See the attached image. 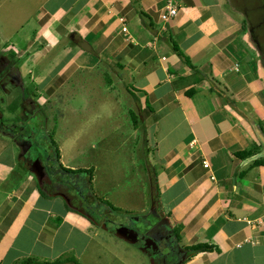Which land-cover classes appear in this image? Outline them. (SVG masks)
<instances>
[{"label":"crops","instance_id":"obj_1","mask_svg":"<svg viewBox=\"0 0 264 264\" xmlns=\"http://www.w3.org/2000/svg\"><path fill=\"white\" fill-rule=\"evenodd\" d=\"M175 2L178 15L165 21L166 0H0V28L26 32L13 44L18 59L27 56L32 63L54 56L48 66H57L55 75H43L36 86L47 100L91 69L108 76L113 98L122 80L133 107L134 134L128 139L140 133L145 149L143 170L134 180L147 207L136 216L158 206L183 247H218L185 264H264V166L253 167L254 158L237 156L260 142L264 58L245 29L244 13L230 0ZM78 36L91 44L90 53L75 43ZM170 37L200 73L176 54ZM2 39L0 33V44ZM191 88L196 93L188 97ZM223 89L226 94H218ZM14 128L7 133L11 138H0V264H124L108 247L116 236L114 222L102 234L84 210L58 194H41L35 173L20 168ZM48 147L49 160L59 169ZM61 159L65 168L90 169ZM92 168L93 191L119 210L131 209L130 184L117 179L114 165ZM149 180L155 184L148 196ZM98 207L96 214L114 219L109 207ZM130 249L120 246L121 253Z\"/></svg>","mask_w":264,"mask_h":264},{"label":"rangeland","instance_id":"obj_2","mask_svg":"<svg viewBox=\"0 0 264 264\" xmlns=\"http://www.w3.org/2000/svg\"><path fill=\"white\" fill-rule=\"evenodd\" d=\"M234 6L236 10L240 9V12L248 15L250 27H261L258 34H261L263 41L264 32L261 33V31L264 28V4L262 0H235ZM5 17L2 15V18ZM4 30L0 28L3 36V42L0 44V61H5V65L0 63V115L3 117L0 118V123L1 120H3L2 123L14 122L18 127L16 132L25 134L26 138L23 140L26 142L22 143L20 139H17L19 144L14 148L17 156L22 157L19 163L20 168L27 167L31 171V165L38 163L41 155L43 157L48 155L49 139L54 138L61 150V161H64L66 165L78 168H92L99 165L101 169L106 168L107 165L109 167L114 165L117 179L130 184L128 185L130 189L126 194L129 196L128 200L130 199L127 207H131L128 210L113 211L114 219L123 223L130 217H137L140 209L147 207V204L144 205L141 201V199L145 201L144 197L137 195L136 190H139L134 180V177L139 176L138 173L143 170L145 149L143 136L140 133L138 138L136 136L131 140L128 139V136L134 134L133 123L129 115L130 108L133 107L128 104L131 96L126 91L122 80H119L121 83L117 81L115 98H113L114 94L108 88L111 84L108 76L101 75L100 70L91 69L85 73H78L61 92L59 91L47 100L48 95L36 86L41 84L43 75L46 79L55 75L57 66L52 69L48 66L49 58L54 56L51 55L39 62L33 60L32 63L30 60L27 61V56L18 59L15 54L18 46L14 47L13 44L16 43V37L26 32L5 28ZM262 45L264 47V41ZM36 49L38 50L39 47ZM62 49L63 45L57 47V54ZM260 53L264 57V50ZM11 71L16 72V77L11 74ZM111 80L114 79L111 78ZM25 90L26 93H24ZM17 99H19V106L16 112H13L10 107ZM36 100L40 108L33 109L32 112L33 105L28 104V101ZM5 128L3 126L0 129V138L1 134L8 133ZM11 137L9 134L5 138ZM260 144L258 142L257 147H260ZM261 150L263 151V148ZM130 170L132 174L128 176V173H131ZM133 174L136 175L132 176ZM154 184L149 180L145 186L148 196ZM84 209L91 216L99 219L94 210ZM165 210H167L166 207ZM96 227L102 234L104 233L99 226ZM111 238L108 247L118 252V255L125 260L124 264H152L149 256L128 247V243L116 236ZM120 246L131 248V251L123 250L121 253ZM112 264H119V262L115 261Z\"/></svg>","mask_w":264,"mask_h":264},{"label":"flooded vegetation","instance_id":"obj_3","mask_svg":"<svg viewBox=\"0 0 264 264\" xmlns=\"http://www.w3.org/2000/svg\"><path fill=\"white\" fill-rule=\"evenodd\" d=\"M247 16H245V19L248 21ZM249 30L252 39L258 44L260 51L264 50V47L262 45L264 40L262 41L260 37L261 34H258V30L260 31L261 27H250L249 25ZM262 32H264V28L261 33ZM0 63L5 65L4 60L0 61ZM11 74L14 77H16L17 75L16 72L12 71ZM24 93H26V90ZM27 94L30 95L29 92H27ZM28 104L33 105L32 112L33 109L36 110L40 108L38 100L33 102L28 101ZM0 118L2 119L3 117H1L0 115ZM1 121L3 122V120ZM2 122L0 123V127H6L5 129L8 133L11 131H15L14 127H17V125H15L14 122ZM18 135L19 134L17 132L16 137H18ZM21 138L25 139L26 137L25 135H23L21 136ZM41 158L44 159H39L40 161L31 165V168L37 176L39 184L45 191L58 194L66 203H68L73 208H80L84 211V208L99 211V207L95 208L93 205H91V197L89 195V190L83 176L64 174L56 168L53 162H50L48 155ZM98 216L99 219H96L93 216H91V218L94 221L95 225L99 226L100 229L107 228V225H109V223L114 222L115 227L111 228L113 231L122 226H125L132 230H135L139 234L140 238L155 240L157 246L150 243L144 246L146 248L145 250H143L145 254L150 257L152 264H185L187 261L186 259L189 257L188 248H185L180 244L177 233L169 223L167 216L159 210L158 206H153L151 212L146 216H142L140 218L130 217L126 222L123 223L111 217H106L104 216V214H100Z\"/></svg>","mask_w":264,"mask_h":264},{"label":"trees","instance_id":"obj_4","mask_svg":"<svg viewBox=\"0 0 264 264\" xmlns=\"http://www.w3.org/2000/svg\"><path fill=\"white\" fill-rule=\"evenodd\" d=\"M230 1H231V3L233 5L235 4V0H230ZM262 2L264 4V0H262ZM239 11H241V10L239 9ZM244 15L247 16L246 13H244ZM244 22H245V24H244L245 29L248 30L249 29V23H248V21L246 19H245ZM169 43L171 44V47L176 52V54L185 62V64L188 67H190L191 69L194 70L195 74L200 73V71L196 68V66H194V64L192 63L191 59L184 53V51L181 49V47L179 46V44L177 43V41L174 38L170 37ZM222 91L218 92V94H220V95H222L223 93L226 94V91L224 89ZM195 93H196V89L191 88V89L188 90V92L186 94H187L188 97H193L195 95ZM226 100H227V102L234 104V101L230 98V96H226ZM18 106H19V99H17L16 101H14V103L12 104V106L10 107V109L13 112H16V110L18 109L17 108ZM132 117H133L135 126H137L138 125V122H137V119H136L134 113H132ZM259 127L264 132L263 125L262 124H259ZM18 134L19 135L16 138V140L17 139L18 140L20 139L22 141V143H24L23 142V139L21 138V136H23L24 133H18ZM49 140H50L51 149L54 152L53 154H54L55 161L59 165V170L62 173H64V174L73 175V176L74 175H81V176L84 177V181L87 184V187H88V190H89V195L91 197V204L93 203V205H95L96 207H98L100 205H105V206L109 207L112 211H118V209L115 208L114 206H112L111 203L108 200H106V199L98 196L93 191V188H92L93 175H94L93 168H90V169H76V170L75 169H70V168H65L61 164V162H60L61 152H60V148H59L57 142L54 140V138L49 139ZM261 149H262V144H260V147L255 146L251 150H246V151H243V152H238L237 153V156L240 157V158H248V157L254 158L255 160H254V162L252 164L253 167L264 166V154H263V151ZM40 189H41V194L44 197H49L47 191H45L42 188H40ZM177 235H178V231H177ZM188 250H189V257H188V259H190L191 257H194L197 254L202 253V252H209V251H214V250H217L218 251V247L217 246L210 245V244H196V245H193L191 247H188ZM32 261L33 260H26V261H23L22 263H19V264H26V263L32 262ZM59 262H61V261H57V262H54L52 264H58Z\"/></svg>","mask_w":264,"mask_h":264},{"label":"water","instance_id":"obj_5","mask_svg":"<svg viewBox=\"0 0 264 264\" xmlns=\"http://www.w3.org/2000/svg\"><path fill=\"white\" fill-rule=\"evenodd\" d=\"M75 43L78 44V45H80L86 52H89L90 53L92 51L91 44L89 42L83 40V38L81 36L76 37ZM256 132H257L259 141L262 144L263 154H264V132H263V130H261L260 127L257 129ZM114 233L116 234V236H118V237L126 240L132 246H134L136 248H139L142 251L145 250V248H146L144 246H146V245H148L150 243H152L155 246H157V243L155 242V240H153V239H146V238H140L139 237V234L135 230H132V229H130L128 227H125V226H122V227H120L118 229H115L114 230Z\"/></svg>","mask_w":264,"mask_h":264},{"label":"built area","instance_id":"obj_6","mask_svg":"<svg viewBox=\"0 0 264 264\" xmlns=\"http://www.w3.org/2000/svg\"><path fill=\"white\" fill-rule=\"evenodd\" d=\"M166 1H167V7H166V11L162 14V19L168 21L171 18L176 17L178 15L179 10L175 2L176 0H166ZM124 30H126V28ZM204 167L209 168V163L205 161Z\"/></svg>","mask_w":264,"mask_h":264}]
</instances>
